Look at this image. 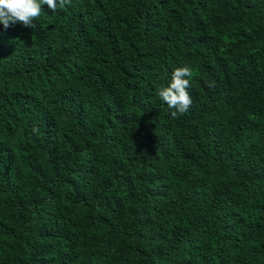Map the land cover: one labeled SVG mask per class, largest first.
Returning a JSON list of instances; mask_svg holds the SVG:
<instances>
[{"label":"trees","instance_id":"16d2710c","mask_svg":"<svg viewBox=\"0 0 264 264\" xmlns=\"http://www.w3.org/2000/svg\"><path fill=\"white\" fill-rule=\"evenodd\" d=\"M33 23L0 24V264H264V0ZM182 66L172 118L156 89Z\"/></svg>","mask_w":264,"mask_h":264},{"label":"clouds","instance_id":"9594fccd","mask_svg":"<svg viewBox=\"0 0 264 264\" xmlns=\"http://www.w3.org/2000/svg\"><path fill=\"white\" fill-rule=\"evenodd\" d=\"M68 3L70 0H0V24H3L5 29L15 24L35 28L33 21L41 15L42 5L46 4L56 12L58 6L63 8ZM191 76L192 70L189 66L176 67L170 82L156 89L159 98L169 109H173L170 113L172 118L186 114L192 106V98L188 92L190 80L186 78ZM212 86L209 84V87Z\"/></svg>","mask_w":264,"mask_h":264}]
</instances>
